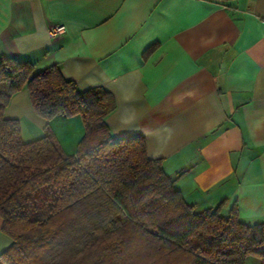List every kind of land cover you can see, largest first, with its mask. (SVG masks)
Segmentation results:
<instances>
[{
  "label": "crops",
  "instance_id": "1",
  "mask_svg": "<svg viewBox=\"0 0 264 264\" xmlns=\"http://www.w3.org/2000/svg\"><path fill=\"white\" fill-rule=\"evenodd\" d=\"M0 55L105 88L111 134L142 135L187 203L264 222V0H0ZM5 115L66 154L84 132L79 116H38L26 88Z\"/></svg>",
  "mask_w": 264,
  "mask_h": 264
},
{
  "label": "trees",
  "instance_id": "2",
  "mask_svg": "<svg viewBox=\"0 0 264 264\" xmlns=\"http://www.w3.org/2000/svg\"><path fill=\"white\" fill-rule=\"evenodd\" d=\"M23 88L41 118H81L74 153L48 128L22 138L5 109ZM114 106L105 88L82 91L56 64L35 70L0 55V217L11 239L0 264H244L246 255L264 264V222L196 210L142 135L111 134Z\"/></svg>",
  "mask_w": 264,
  "mask_h": 264
},
{
  "label": "built area",
  "instance_id": "3",
  "mask_svg": "<svg viewBox=\"0 0 264 264\" xmlns=\"http://www.w3.org/2000/svg\"><path fill=\"white\" fill-rule=\"evenodd\" d=\"M65 26L60 23L50 25L47 29V33L50 37H56L65 32Z\"/></svg>",
  "mask_w": 264,
  "mask_h": 264
},
{
  "label": "rangeland",
  "instance_id": "4",
  "mask_svg": "<svg viewBox=\"0 0 264 264\" xmlns=\"http://www.w3.org/2000/svg\"><path fill=\"white\" fill-rule=\"evenodd\" d=\"M48 129L50 130V128H48ZM53 136H54V134H53ZM54 138H55V136H54ZM244 264H260V259L255 255H246L245 259H244Z\"/></svg>",
  "mask_w": 264,
  "mask_h": 264
}]
</instances>
